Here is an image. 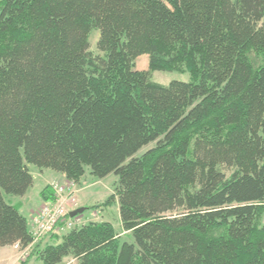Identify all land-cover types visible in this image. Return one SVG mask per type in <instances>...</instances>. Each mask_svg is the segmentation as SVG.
<instances>
[{
    "label": "trees",
    "instance_id": "16d2710c",
    "mask_svg": "<svg viewBox=\"0 0 264 264\" xmlns=\"http://www.w3.org/2000/svg\"><path fill=\"white\" fill-rule=\"evenodd\" d=\"M29 165L114 174L132 242L76 225L25 263L264 264V0H0V249L32 242L3 198L31 189Z\"/></svg>",
    "mask_w": 264,
    "mask_h": 264
},
{
    "label": "rangeland",
    "instance_id": "374dc122",
    "mask_svg": "<svg viewBox=\"0 0 264 264\" xmlns=\"http://www.w3.org/2000/svg\"><path fill=\"white\" fill-rule=\"evenodd\" d=\"M99 39V31L94 29L91 31L88 42H89V51L93 55H102L97 48V43ZM148 56L142 55L135 61V69L138 71H148ZM150 78L153 83L167 86L171 82H188L189 74L187 73H179V72H159L154 71L150 72ZM154 144L143 149L139 156L142 155L147 150L151 149ZM30 173L34 180V188L31 193L35 194L36 192H41L46 187V181L44 179H39L38 175L40 170L36 167L29 165ZM50 171V170H47ZM67 180H59L54 183H65ZM118 178L114 175H108L103 179H97L89 173V170L86 169L85 175L80 179L79 182L74 183V193L72 195V199L66 204L67 209H78L85 208V212L82 215L77 216L75 218L77 221V226L87 225L90 223H108L110 224L119 237L121 241L132 242V239L126 235L121 227L119 210L117 198L115 197L110 203H106V201L110 198V196H114L115 189L117 186ZM52 185V184H50ZM66 197V196H65ZM4 201L12 206H16V203L19 201V197L10 196L3 194ZM68 200V199H66ZM34 217V216H33ZM30 222V221H29ZM32 222V220H31ZM262 222H264V215L262 217ZM62 233H56L58 237H60ZM48 240L49 237H46ZM45 241V240H44ZM17 250V249H16ZM18 252V263H25L20 259V252ZM28 258V257H27ZM34 256L30 257V261L27 264H41L40 261H36ZM62 264H77L76 259L72 257L64 258Z\"/></svg>",
    "mask_w": 264,
    "mask_h": 264
},
{
    "label": "built area",
    "instance_id": "2783aa9c",
    "mask_svg": "<svg viewBox=\"0 0 264 264\" xmlns=\"http://www.w3.org/2000/svg\"><path fill=\"white\" fill-rule=\"evenodd\" d=\"M51 188L55 199L44 203L32 218L33 229L30 232L32 243L22 249L19 245L14 246L20 252L22 261L26 260L33 245L38 241L52 234L65 233L77 225L78 220L69 217L72 209L66 207L69 206L66 204L72 199L74 183L69 181L62 184L52 183Z\"/></svg>",
    "mask_w": 264,
    "mask_h": 264
},
{
    "label": "crops",
    "instance_id": "0c3cea01",
    "mask_svg": "<svg viewBox=\"0 0 264 264\" xmlns=\"http://www.w3.org/2000/svg\"><path fill=\"white\" fill-rule=\"evenodd\" d=\"M38 178L40 180L44 179V181H46L47 183L46 186H49L50 184L57 182L59 180L65 179L62 174H57L47 170L40 172ZM34 185L35 183L33 180V186L31 187V189H29V191L25 194V196L19 197V201L16 203L19 213L27 219L30 232L33 229L31 220L44 203L40 197L41 192L39 193L36 192L35 194L31 193L33 191ZM50 242L51 241L49 239L48 240L45 239V241H43V243H50ZM33 259L36 260V258ZM17 260H18V252L14 246H7L0 249V264H19ZM30 260L31 259H29L28 262ZM28 262L20 263V264H27Z\"/></svg>",
    "mask_w": 264,
    "mask_h": 264
},
{
    "label": "water",
    "instance_id": "95a60500",
    "mask_svg": "<svg viewBox=\"0 0 264 264\" xmlns=\"http://www.w3.org/2000/svg\"><path fill=\"white\" fill-rule=\"evenodd\" d=\"M85 208H78V209H75L74 211H71L70 213H69V217L70 218H75V217H77V216H79V215H82L84 212H85Z\"/></svg>",
    "mask_w": 264,
    "mask_h": 264
},
{
    "label": "bare ground",
    "instance_id": "6f19581e",
    "mask_svg": "<svg viewBox=\"0 0 264 264\" xmlns=\"http://www.w3.org/2000/svg\"><path fill=\"white\" fill-rule=\"evenodd\" d=\"M73 219H74V218H73ZM42 240H43V239H42ZM40 241H41V240H40ZM38 242H39V241H38ZM31 243H32V242H31ZM15 245H19V244H15ZM15 245H14V246H15ZM19 246H20V245H19Z\"/></svg>",
    "mask_w": 264,
    "mask_h": 264
}]
</instances>
